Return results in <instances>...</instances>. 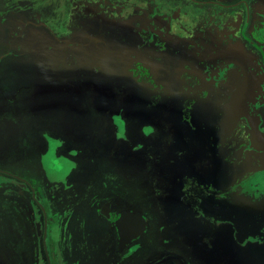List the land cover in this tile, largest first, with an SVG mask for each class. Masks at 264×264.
<instances>
[{
  "label": "rangeland",
  "instance_id": "obj_1",
  "mask_svg": "<svg viewBox=\"0 0 264 264\" xmlns=\"http://www.w3.org/2000/svg\"><path fill=\"white\" fill-rule=\"evenodd\" d=\"M110 1L115 0H0V165L18 172L37 188L49 218L48 248L53 264L164 263L154 262L160 255L159 248L152 246L154 243L149 239L157 237L155 230L159 223L161 171L157 173L154 162L159 145L143 151L140 142L133 149V142L115 135L113 126V115L119 113V109L130 112L137 106H146L147 85L142 78L145 73L155 78L154 67L143 66L141 72L132 70L131 60L125 64L131 69L123 70L124 67L114 65V72L109 68L102 76L105 79H101L91 74V59L78 55L85 47L76 46V41L86 39L85 29L95 28L93 22L86 20L92 15V4L96 2L103 9ZM123 1L126 3L123 14L128 21L126 29L133 35L144 25V18L136 17L137 8L148 5L149 0ZM201 2L175 0L174 4H164L187 11L186 20L191 22L201 17ZM223 9L226 8H218ZM239 11L237 7H230L223 14L219 13L222 23L229 27L235 19L244 20L245 14L239 15ZM104 26L105 30L117 29L107 20ZM67 41H74L73 45L66 46ZM183 52L180 43L176 51L178 58L170 57V64L180 66ZM137 62L140 64L141 59ZM157 71L160 79L164 77L165 82L175 87L180 85L177 74L167 76L163 67H157ZM178 71L183 74L187 70L181 67ZM183 80L182 90L187 85L185 76ZM237 81L232 77L233 84ZM188 84L192 86V82ZM133 99L135 102L131 103ZM169 101L175 103L174 99ZM207 104V112L213 114L215 110ZM201 110L202 106L196 105L191 113ZM138 112L140 117L148 118L152 114L145 109ZM137 122L132 117L127 122L134 142L139 138ZM45 129L65 137L67 146L59 152L54 149L42 153ZM144 140L151 144L149 138ZM46 173L55 180H46ZM97 197L102 200L115 197L116 211L128 206L143 210L153 227L149 237H140L135 249L120 247L111 222L98 212L99 205L94 203ZM23 201V197L8 191L0 195V260L3 264L12 261L26 264L25 257L38 256L40 252L34 223H24L20 214L24 209ZM34 210L40 228V211L37 206ZM194 224L203 227L197 222ZM29 241L32 244L36 241V245L22 247L30 245ZM214 251L217 259L210 261L212 264H264V255L251 260L246 253L241 255L244 251L232 242ZM233 255L236 258H232ZM190 264H209V261L198 257Z\"/></svg>",
  "mask_w": 264,
  "mask_h": 264
},
{
  "label": "flooded vegetation",
  "instance_id": "obj_2",
  "mask_svg": "<svg viewBox=\"0 0 264 264\" xmlns=\"http://www.w3.org/2000/svg\"><path fill=\"white\" fill-rule=\"evenodd\" d=\"M201 1V17L197 21L192 18L191 22H187V11L176 6L169 8L164 4H174L175 0H149L148 5L137 8L136 17H143L144 25L137 28L133 35L125 25L128 24L123 14L125 1H110L103 9L95 2L92 4L91 17H86L87 21L95 24V28L85 29L83 33L86 39L76 41V46L85 47L78 55L91 59V74H97L101 79H105L102 76L104 72L108 73L109 68L114 72V65L124 67L123 70L131 69L125 65L131 60L132 70L141 72L143 66L154 67L155 78H149L147 73L145 79L142 78L147 85L146 106H137L130 112L119 109V113L113 115V126L115 135L133 142V149L140 142L143 151H150L152 146L159 145L154 161L157 173L161 171L157 209L159 223L155 230L157 237L154 239L150 236L149 239L154 243L152 246L159 248L160 255L154 262L163 264H190L198 257L212 264L210 261L217 259L214 248L227 247L231 242L244 251L241 255L246 253L251 260L264 255V238H252L248 230L246 239H239L235 223L222 220L224 207L218 209L208 206L210 197L216 202L252 174L261 171L264 177V38L257 35L258 28L264 27V0ZM230 7H237L239 15L245 16L244 20L235 19L227 27L222 23L219 13L223 14ZM106 20L117 29L105 30ZM259 33L262 34L263 30ZM71 42L74 41L65 42L66 46H72ZM232 42L239 43L240 48L228 49ZM61 43L63 45L64 41ZM180 43L183 45L184 57L182 64L174 67L168 59L178 58L176 51ZM139 59L140 64L137 62ZM79 63L85 66L81 59ZM157 67H163L167 76L177 74L180 85L175 87L165 82L164 77L160 79ZM181 67L187 70L183 74L178 71ZM184 76L187 85L182 90ZM234 76L238 79L236 84L232 83ZM188 82H192V86ZM170 99H174L175 103ZM133 102L134 99L131 100ZM207 103L215 110L213 114L207 112ZM196 105H201L202 110L191 113V108ZM139 109L152 114L148 118L140 117ZM226 109L235 116L227 132H224L221 123ZM130 117L138 121L139 138L135 142L132 134H129L131 127L127 122ZM51 131L45 129L42 133L45 140L42 153L54 149L59 152L67 146L65 137L53 133L54 136ZM145 137L151 140V144L144 140ZM69 173L60 180L64 181ZM45 178L55 180L47 173ZM5 191L24 198V209L20 214L24 223H34L39 237V255L25 257V263L53 264L48 248L49 218L37 188L18 172L0 165V195ZM259 197L264 198V193L259 192ZM116 201L115 197L105 200L97 197L94 203L99 205V214L114 227L118 245L135 249L140 237H149L148 233L153 231L152 223L140 208L128 206L116 211ZM35 206L40 211V228L37 226ZM126 210L142 213L148 224L142 235L123 246L115 221ZM194 222L203 227H196ZM28 243L30 245L22 247L36 245V241ZM232 258H236V255ZM0 264H3L1 260Z\"/></svg>",
  "mask_w": 264,
  "mask_h": 264
},
{
  "label": "bare ground",
  "instance_id": "obj_3",
  "mask_svg": "<svg viewBox=\"0 0 264 264\" xmlns=\"http://www.w3.org/2000/svg\"><path fill=\"white\" fill-rule=\"evenodd\" d=\"M260 30H263L262 34L259 33ZM257 35H258V37L261 36V38H264V27L258 28ZM237 48H240V44L236 43V42H232L230 45V48H228V49H237ZM225 107H227V105ZM234 116H235V114L232 111H229L228 109L225 110L223 122L221 123V128L224 132H227V129L229 128L230 122ZM254 174H256V173H254ZM257 174H258V172H257ZM260 174L262 175L261 172H260ZM250 177L243 180V182L238 184V186H240L244 182H247L246 180H250L251 179ZM258 184L261 186L260 192L264 193V181L262 183L258 182ZM245 185L246 184H244V186ZM236 186H234L235 190H236ZM232 192L235 194L236 191H232ZM257 196L258 197H256L255 199L250 198L249 196L243 198V203H242V205L240 204V206L237 205L238 203L233 199L236 207L234 209L233 215H231L233 218H229L228 220H231L235 223V226L238 229L237 235H238L239 239L240 238L243 240H244V238L246 239V235L248 233V230H249L252 238H264V198L259 197V193ZM246 230H247V232H246Z\"/></svg>",
  "mask_w": 264,
  "mask_h": 264
},
{
  "label": "crops",
  "instance_id": "obj_4",
  "mask_svg": "<svg viewBox=\"0 0 264 264\" xmlns=\"http://www.w3.org/2000/svg\"><path fill=\"white\" fill-rule=\"evenodd\" d=\"M260 172L261 171H258V174H257V172L254 175L252 174L250 177L251 178L250 180H246L247 182L242 183L240 186H238V184H237V186L235 185L236 190L233 187V189L230 190L226 195H224L222 198L218 199V200L224 201L223 203L218 202V200L215 202L210 197L211 198L210 202L213 203V205L211 206L210 205L211 203H210V204H208V206L211 208H218V209H220V207L223 206L224 207V214L221 215L222 220H228L229 218H233L231 215H233L234 209L236 207L233 199L238 203L237 205L240 206V204L242 205V203H243V198L249 196L250 198L255 199L256 197H258L257 195L261 190V186L258 184V182L262 183L264 181V177H263V175L260 174ZM244 184H246V185L244 186ZM232 191H236L235 194ZM215 206H217V207H215ZM211 215L213 216L214 214H211ZM215 215H217V214H215ZM219 217L220 216H217L216 218H219ZM217 221H219V220L217 219Z\"/></svg>",
  "mask_w": 264,
  "mask_h": 264
},
{
  "label": "water",
  "instance_id": "obj_5",
  "mask_svg": "<svg viewBox=\"0 0 264 264\" xmlns=\"http://www.w3.org/2000/svg\"><path fill=\"white\" fill-rule=\"evenodd\" d=\"M115 222L119 232V240L123 246L142 235L148 224L142 213L129 210L123 211Z\"/></svg>",
  "mask_w": 264,
  "mask_h": 264
}]
</instances>
